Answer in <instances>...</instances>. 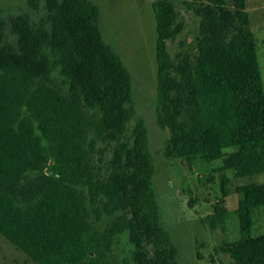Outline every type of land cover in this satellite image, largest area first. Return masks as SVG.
Wrapping results in <instances>:
<instances>
[{"label": "trees", "instance_id": "1", "mask_svg": "<svg viewBox=\"0 0 264 264\" xmlns=\"http://www.w3.org/2000/svg\"><path fill=\"white\" fill-rule=\"evenodd\" d=\"M183 2L199 15L198 31L173 56L167 41L182 29L178 12L172 0L152 2L155 121L169 130L165 157L221 160L213 170L224 192L226 171H264L257 40L246 0ZM99 20L91 0H44L36 19L0 8V233L36 264H178L131 75ZM236 191L239 237L215 251L227 264H264V233H252L264 182ZM212 208L202 220L224 230L227 209ZM121 233L132 247L118 261Z\"/></svg>", "mask_w": 264, "mask_h": 264}, {"label": "rangeland", "instance_id": "2", "mask_svg": "<svg viewBox=\"0 0 264 264\" xmlns=\"http://www.w3.org/2000/svg\"><path fill=\"white\" fill-rule=\"evenodd\" d=\"M34 9L29 0H0L4 14L26 12L36 19L43 12L44 0H37ZM100 11L99 26L103 39L120 55L131 75L132 103L135 117L146 124L149 147L154 158L153 184L161 220L179 250L178 264H227V254L215 251L222 239L239 237V224L234 208L238 193L236 187L244 183L264 182V171L235 177L226 171L228 181L222 192L220 176L213 168L220 159H177L163 155V146L169 135L155 121L157 62L155 57L156 21L152 9L154 0H91ZM182 23L181 31L167 41L173 56L176 51L192 43L198 31L199 15L183 0H172ZM228 2L231 0H227ZM250 25L257 40V57L264 85V0H246ZM212 174V177H209ZM220 202L228 211L225 229H211L202 219L212 212L213 204ZM253 234L264 233V207L254 213ZM132 245L126 233H121L114 245L120 261L129 257ZM0 264H36L25 252L0 233ZM128 264H135L131 260Z\"/></svg>", "mask_w": 264, "mask_h": 264}]
</instances>
